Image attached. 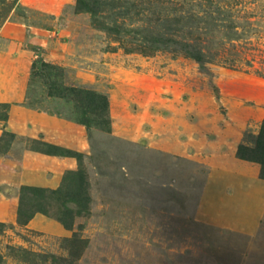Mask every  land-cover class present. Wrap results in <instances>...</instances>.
I'll return each instance as SVG.
<instances>
[{"label": "rangeland", "instance_id": "obj_1", "mask_svg": "<svg viewBox=\"0 0 264 264\" xmlns=\"http://www.w3.org/2000/svg\"><path fill=\"white\" fill-rule=\"evenodd\" d=\"M84 2L113 32L78 0H17L0 22L25 85L0 102V264H264V202L238 227L222 211L264 183L236 156L264 118V0ZM38 57L57 72L32 77ZM50 84L104 95L109 130Z\"/></svg>", "mask_w": 264, "mask_h": 264}, {"label": "trees", "instance_id": "obj_2", "mask_svg": "<svg viewBox=\"0 0 264 264\" xmlns=\"http://www.w3.org/2000/svg\"><path fill=\"white\" fill-rule=\"evenodd\" d=\"M107 2V1H106ZM17 0H0V22L5 17L7 13H9L12 9L15 8ZM78 5L80 8H85V11L92 15L94 23L101 28H106L107 30L113 32V27H107L104 21L99 20V10L95 7H92L84 2V0H78ZM116 2L112 3V6H116ZM131 6H134L133 4ZM127 8V7H126ZM128 9L125 13L119 12L122 17L127 18L129 16ZM131 18V17H130ZM132 19V18H131ZM115 32H118L117 29L119 27L114 24ZM153 38L152 44H160L161 46H165L167 44H173L175 42L172 38H160V37H151ZM153 47V45H151ZM154 48V47H153ZM156 49V47H155ZM186 56L196 60L197 62H202V55L200 52L185 51ZM47 72L50 74L56 73L57 68L50 63L45 62L42 57H38L32 63V77L35 76L38 72ZM49 94H56L62 98H71L73 100V108L75 116L78 117V122L88 126L92 119L96 120L95 124L97 127L104 131H108V102L107 98L99 94L95 91H90L81 88H72V87H63L62 85L59 87H54V85H49ZM1 108H8V103H0ZM7 118L6 113H0V120L5 121ZM6 132L3 131L2 134ZM10 136H13L12 134ZM58 148L55 146H51L50 150H46L47 154H58ZM236 156L245 161L253 162L259 164V176L262 180H264V118L260 125V129L256 135H253L250 140H246L240 143L236 149ZM1 263V256H0Z\"/></svg>", "mask_w": 264, "mask_h": 264}, {"label": "crops", "instance_id": "obj_3", "mask_svg": "<svg viewBox=\"0 0 264 264\" xmlns=\"http://www.w3.org/2000/svg\"><path fill=\"white\" fill-rule=\"evenodd\" d=\"M15 60V56L0 50V102H20L24 98L25 85L21 81ZM249 188L243 191L237 186L231 191V195L222 194L223 202H227L225 205L223 203L222 208L226 215L225 222L238 227L244 221L249 220L250 224L254 221L255 211L264 202V183H257Z\"/></svg>", "mask_w": 264, "mask_h": 264}]
</instances>
